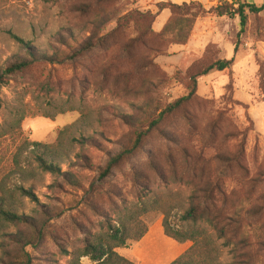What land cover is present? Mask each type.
I'll use <instances>...</instances> for the list:
<instances>
[{"label":"rangeland","instance_id":"obj_1","mask_svg":"<svg viewBox=\"0 0 264 264\" xmlns=\"http://www.w3.org/2000/svg\"><path fill=\"white\" fill-rule=\"evenodd\" d=\"M167 1L198 2L208 11L236 0H0V68L23 54L12 35L64 56L11 75L0 90V183L32 187L39 200L15 196L4 206L45 227L41 240L23 245L31 264H66L63 250L82 247L104 229L105 218L141 196L159 207L140 217L146 228L140 240L116 249L134 264H168L184 253L192 242L164 233L163 212L180 227V215L192 206L202 217L196 226L206 236L207 264H264V11L249 16L236 52L238 20L210 13L195 19L183 44L160 34L168 9L152 23L148 16L140 20L145 45L132 41L137 24L121 18L131 11L155 14ZM87 40L97 45L72 57ZM217 59L232 64L200 77L190 103L101 176L130 141L125 119L146 125L189 91L191 70ZM62 129L60 154L70 157L60 166L77 183L13 172L19 146L31 158L29 143H53ZM81 136L95 142L73 141ZM18 231L29 228L7 225L3 233ZM2 246L8 251L0 246V264H14L15 245Z\"/></svg>","mask_w":264,"mask_h":264},{"label":"trees","instance_id":"obj_2","mask_svg":"<svg viewBox=\"0 0 264 264\" xmlns=\"http://www.w3.org/2000/svg\"><path fill=\"white\" fill-rule=\"evenodd\" d=\"M156 7L157 12L155 14L131 11L121 18V21L131 19L137 24L139 32L132 41L145 45L148 33L145 27L139 24L140 20L148 16L152 23L161 11L168 9L171 12V18L163 27L160 34L164 36L169 35L172 39L171 43L173 44H183L189 36L195 19L200 15L210 13L218 17L236 18L238 20L239 29L236 34L234 52L237 51L240 39L246 30L249 16H256L264 11V4L258 5L254 0H236L231 3L222 1L212 6L208 11H205L198 2L178 5L167 1L157 4ZM12 38L18 43L19 50L23 54L15 55L9 63L0 68V90L7 84L11 75L27 70L36 62L54 64L61 63L64 59V56L58 51L48 54L32 42L25 41L15 35H12ZM96 45V43L87 40L73 52L72 57L85 54ZM231 64L232 59H217L206 65L195 67L189 72V91L167 105L157 117L151 118L146 125L126 120L123 116L125 121H127L126 123L131 127L132 133L130 141L126 145L121 146L108 159L106 168L103 171L101 170L100 175L106 176L110 166L112 167L120 160L127 159L132 155L140 147L147 134L167 115L183 109V107L188 105L196 93L197 83L200 77H204L213 71H223L229 68ZM17 123L19 124V120ZM65 131V129L60 130L57 139L53 143H29L32 146L31 158L29 156L23 157L25 148L19 146L13 157V172L21 175L27 174V176L38 173L43 176L49 175L52 178L61 179L69 184L77 183L76 177L69 171H63L60 166V163L66 162L65 159L69 156L68 152L64 156L60 154V151L65 149L63 142ZM73 141L80 145L95 142L93 138L85 136L76 138ZM74 157L79 158L77 154ZM33 163H35V167ZM15 196L27 198L30 202L39 203L38 197L33 192L32 187L25 188L21 185H16L11 188L5 182L0 183V246L4 251H8L7 248L2 246L8 240L15 245L14 250L16 254L14 256V264H31V257L28 253L23 252V245H29L33 240H41L45 234V227L43 226V222L30 221V218L25 214L15 213L11 211L10 207L4 206L6 201L10 200L13 203ZM158 207L157 200L149 202L148 199L142 196L136 202L122 205L115 211L113 218H105L104 229L87 238L82 247L76 248L71 252L63 250V254L68 257L66 264H134L119 255L116 249L125 246L128 241L140 240L146 231L145 225L140 220V217ZM163 214L162 227L168 237L178 242H192V245L184 253L168 264H207L203 250L206 236L203 230H199L196 226L202 220L197 208L194 206L189 207L180 215V227L173 225L169 221L168 214L164 212ZM214 216L219 219L221 218V215L216 211ZM7 225H22L28 227L29 232L23 233L22 231H18L15 234H4L3 230ZM83 258H87L89 263H83L81 261Z\"/></svg>","mask_w":264,"mask_h":264}]
</instances>
